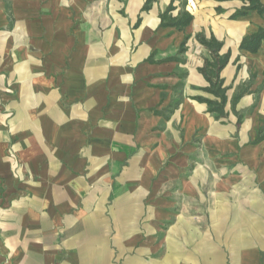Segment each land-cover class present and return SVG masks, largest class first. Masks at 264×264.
I'll list each match as a JSON object with an SVG mask.
<instances>
[{
  "label": "crops",
  "instance_id": "obj_1",
  "mask_svg": "<svg viewBox=\"0 0 264 264\" xmlns=\"http://www.w3.org/2000/svg\"><path fill=\"white\" fill-rule=\"evenodd\" d=\"M171 1L142 13L146 0H0V264H264V219L230 207L221 221L213 206L205 223L198 173L180 179L192 219L158 235L157 179L192 158L228 150L264 181V41L240 50L264 15L232 19L241 0L177 2L174 16L194 17L181 32L160 26ZM200 33L232 53L225 119L194 100L213 99ZM242 113L254 145L223 144Z\"/></svg>",
  "mask_w": 264,
  "mask_h": 264
},
{
  "label": "rangeland",
  "instance_id": "obj_2",
  "mask_svg": "<svg viewBox=\"0 0 264 264\" xmlns=\"http://www.w3.org/2000/svg\"><path fill=\"white\" fill-rule=\"evenodd\" d=\"M246 114H241V123L237 124V132L231 133L224 138L222 143L232 144L236 140L244 145L247 143L253 146L250 140L244 141V137L240 135L242 125H244ZM260 131L264 132V121ZM199 158V159H198ZM192 158L188 165L178 167L177 172H174L176 179H170L166 176L157 179V211L156 222L161 225V230H158V235L163 236L177 222L192 219V215L182 214V206L185 203L186 207L196 206V200L184 199L180 197L182 184L180 179L187 177L191 180L192 175L199 174L204 178L200 184L202 198L204 199L205 214L201 216L205 223L212 222L210 209L215 206L221 208V221H223V212L230 207L248 208L251 209L253 219H264V181H259L258 170L260 166L255 168L248 167L242 161L233 162L234 156L230 155L228 150L220 153L209 154L204 152L203 155ZM262 167H264L263 155ZM167 168H164L165 171ZM179 178V179H178ZM148 210V209H147ZM148 213V211H147ZM150 217L153 218L151 211ZM202 220V219H201Z\"/></svg>",
  "mask_w": 264,
  "mask_h": 264
},
{
  "label": "trees",
  "instance_id": "obj_3",
  "mask_svg": "<svg viewBox=\"0 0 264 264\" xmlns=\"http://www.w3.org/2000/svg\"><path fill=\"white\" fill-rule=\"evenodd\" d=\"M157 0H146L144 7L142 8L143 12H148L153 4ZM216 1H231V0H216ZM246 6L237 11L234 15L231 16L232 19H236L241 16L247 15L249 11H257L260 15H264V4L261 3L260 0H241ZM181 2V4L186 7L188 2L187 0H172L168 8L164 13L160 15L161 24L160 26L163 28H175L178 31H185V29L192 23L194 20L193 15L184 11L179 13L177 16H174V12L177 10L176 3ZM221 10L218 9V12ZM142 22L141 16L138 19L136 26H139ZM197 41L206 48L210 53V59H206L203 66L199 68L200 74L205 78L208 86L203 88L202 90L208 95L212 96L213 99L204 98V97H195L194 100L199 103L206 104L208 106L209 112L217 115L218 119H225L228 117V113L226 111L227 105L229 103L228 92L230 90L229 87L225 86V81L221 77L222 71L228 66L230 63L232 53L229 51L228 53L222 55L221 51L224 47L223 43L217 40L213 35L206 36L204 33H200L196 37ZM189 41V37H186L184 42L180 47V53L184 54L187 52V44ZM264 41V29H259L256 33L248 35L244 37L240 43V50L257 53L263 44ZM249 93V88L240 89L239 92L232 98L231 105L234 113L237 115L236 106L239 101ZM238 123H241V116L238 117ZM264 141V132L260 131L258 137L255 140V143H260Z\"/></svg>",
  "mask_w": 264,
  "mask_h": 264
}]
</instances>
